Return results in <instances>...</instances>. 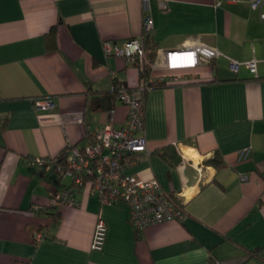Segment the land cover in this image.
Wrapping results in <instances>:
<instances>
[{
    "label": "crops",
    "instance_id": "obj_1",
    "mask_svg": "<svg viewBox=\"0 0 264 264\" xmlns=\"http://www.w3.org/2000/svg\"><path fill=\"white\" fill-rule=\"evenodd\" d=\"M261 14L264 7L232 0H0V122L6 118L0 127V264H264ZM145 16L157 63L165 51L187 46L219 51L187 71V82L144 93L147 152L125 169L156 179L183 205L184 218L136 231L126 205L103 203L81 189L74 194L78 204L60 207L54 217L49 194L71 179L63 182L67 177L29 164L27 156H57L67 142L81 147L87 130L100 129L110 115L114 127L123 125L126 105L117 99L114 109L93 110L90 96L113 79L136 87L162 74L151 69L140 77L134 62L103 50L105 42L140 38ZM253 60L255 73L245 66ZM43 98L53 109H35ZM167 145L177 158L173 165L155 152ZM215 154L223 166L205 163ZM98 220L105 232L96 249Z\"/></svg>",
    "mask_w": 264,
    "mask_h": 264
},
{
    "label": "built area",
    "instance_id": "obj_2",
    "mask_svg": "<svg viewBox=\"0 0 264 264\" xmlns=\"http://www.w3.org/2000/svg\"><path fill=\"white\" fill-rule=\"evenodd\" d=\"M143 3L146 0H142ZM246 2L250 9L260 11L264 7V0H232ZM264 17L263 14L260 15ZM152 29L150 17L143 19V32ZM103 50L108 55L122 58L125 62L141 61L143 48L140 38H129L120 45L103 43ZM219 55V51L205 45L187 46L181 49L165 51L160 60L152 64V69H159L156 79L165 75L172 83H183L184 74L195 69L202 59H212ZM264 60V56H263ZM236 70L237 64L232 63ZM245 66L251 73L256 72V61H247ZM146 88L141 82L136 89L128 91L119 89L117 99L126 105L127 114L121 127H114L112 116L108 117L100 129L87 130V142L79 148L69 142L62 149L65 153L64 166L57 164L58 155L54 157L27 156L31 165H39L49 170L55 165L56 171L62 177L71 179V185L65 186L51 193L49 204L54 208L75 206L77 201L74 189H81L85 195L96 194L103 203L110 205L124 204L129 209V222L134 230L161 223L163 221H182L184 212L170 199L169 193L163 191L154 178L142 179L125 172L141 154L147 152L146 140L142 134L143 100L141 91ZM35 109L39 111L51 110L54 102L49 98L34 101ZM247 151H242L239 157H245ZM243 180L244 176H240ZM105 232L104 222L98 220L95 224L91 247L98 249L103 241ZM37 239L42 235H37Z\"/></svg>",
    "mask_w": 264,
    "mask_h": 264
},
{
    "label": "trees",
    "instance_id": "obj_3",
    "mask_svg": "<svg viewBox=\"0 0 264 264\" xmlns=\"http://www.w3.org/2000/svg\"><path fill=\"white\" fill-rule=\"evenodd\" d=\"M52 34H53V31L51 29L50 32L45 37L46 43L48 44L47 45L48 47L52 46ZM140 42H141V45L143 48V57H142L141 61L135 59L134 63L137 65L138 73H139L140 77H144V76L147 77V75L150 73V71L152 69V64L155 62L156 44L153 40L152 34L148 33V32H143L141 34ZM141 82H145V84H146V88L143 89V91H141V93H140L142 100H143L144 93L152 87H164V86L176 84V83L169 82L165 78L154 79V81H147V79L146 80L142 79ZM185 82H187L186 78H185V81L183 83H185ZM136 87H130L124 81L113 79L110 88L95 90L91 94L90 106L93 110H98V111H109L111 109H114L115 101L117 100L116 97H117L118 90L119 89H126L128 91H133L134 89H136ZM5 125H6V118H3L0 122L1 129H4ZM84 145H82L79 148H82ZM155 152L163 160H165V162H167V164H169V165H173L175 162H177L176 161L177 158H175V155L173 154V150H172L170 145L169 146L168 145L163 146L159 149H156ZM57 157H58L57 164L64 166L65 162H66L65 153H62V151H61ZM205 163L214 165L215 167L223 166V162L217 154H215L212 158L207 159L205 161ZM49 170L51 173L54 172L59 178H61V174H59L56 171L55 165H53ZM70 185L71 184H69V186ZM77 190L78 189H74L73 194H75L77 192ZM53 192H55V191H53ZM53 192H50L49 198L51 197V193H53ZM169 196H170V199L172 200V202L177 207H179L183 212H185L184 207L179 202V200L172 193H169ZM50 207H52V206L50 205ZM52 209L55 210V212L52 213L53 214L52 216L55 217L54 214H56V212L59 210V208L52 207Z\"/></svg>",
    "mask_w": 264,
    "mask_h": 264
},
{
    "label": "rangeland",
    "instance_id": "obj_4",
    "mask_svg": "<svg viewBox=\"0 0 264 264\" xmlns=\"http://www.w3.org/2000/svg\"><path fill=\"white\" fill-rule=\"evenodd\" d=\"M63 179V182H68V178H62Z\"/></svg>",
    "mask_w": 264,
    "mask_h": 264
}]
</instances>
